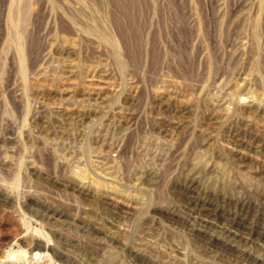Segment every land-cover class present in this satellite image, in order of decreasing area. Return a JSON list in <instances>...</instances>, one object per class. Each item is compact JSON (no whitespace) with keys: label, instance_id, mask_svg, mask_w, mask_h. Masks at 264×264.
<instances>
[{"label":"rangeland","instance_id":"rangeland-1","mask_svg":"<svg viewBox=\"0 0 264 264\" xmlns=\"http://www.w3.org/2000/svg\"><path fill=\"white\" fill-rule=\"evenodd\" d=\"M0 264H264V0H0Z\"/></svg>","mask_w":264,"mask_h":264},{"label":"bare ground","instance_id":"bare-ground-1","mask_svg":"<svg viewBox=\"0 0 264 264\" xmlns=\"http://www.w3.org/2000/svg\"><path fill=\"white\" fill-rule=\"evenodd\" d=\"M195 212L197 213L196 215L199 217V220L202 223H204L205 225L209 224L210 226L216 227L217 229H213L217 232H220L221 235H223V239L228 243H232V247H237L239 243L255 242V238L253 237V233L255 232L254 228L248 227V225L242 223L244 221L243 219L233 217L228 224L217 226V224L214 222L213 217L215 216L216 211L212 206L200 205L199 207L195 208ZM239 228H242V230H240ZM33 246L37 245L31 242L30 247L33 248Z\"/></svg>","mask_w":264,"mask_h":264}]
</instances>
